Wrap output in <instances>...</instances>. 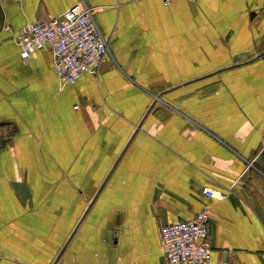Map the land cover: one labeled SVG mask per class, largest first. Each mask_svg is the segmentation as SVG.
<instances>
[{
	"label": "crops",
	"instance_id": "crops-1",
	"mask_svg": "<svg viewBox=\"0 0 264 264\" xmlns=\"http://www.w3.org/2000/svg\"><path fill=\"white\" fill-rule=\"evenodd\" d=\"M82 1L110 56L61 86L13 36L80 0H0V264H168L203 209L209 264H264V0Z\"/></svg>",
	"mask_w": 264,
	"mask_h": 264
},
{
	"label": "built area",
	"instance_id": "built-area-1",
	"mask_svg": "<svg viewBox=\"0 0 264 264\" xmlns=\"http://www.w3.org/2000/svg\"><path fill=\"white\" fill-rule=\"evenodd\" d=\"M165 5L168 1L164 2ZM5 31L11 29L6 26ZM21 59L39 50H48L61 86L73 85L82 76L97 77L106 57L107 40L94 21L92 9L82 0L60 16L29 23L14 33ZM205 197L224 200L226 195L205 190ZM209 214L206 209L191 220L177 221L160 230L161 250L168 264H209Z\"/></svg>",
	"mask_w": 264,
	"mask_h": 264
}]
</instances>
